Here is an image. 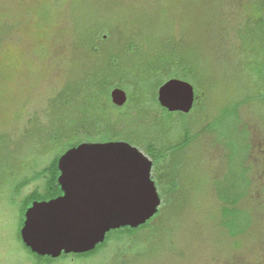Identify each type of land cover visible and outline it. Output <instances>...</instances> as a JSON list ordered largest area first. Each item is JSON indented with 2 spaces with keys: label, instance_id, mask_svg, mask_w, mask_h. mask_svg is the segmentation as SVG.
Wrapping results in <instances>:
<instances>
[{
  "label": "rangeland",
  "instance_id": "obj_1",
  "mask_svg": "<svg viewBox=\"0 0 264 264\" xmlns=\"http://www.w3.org/2000/svg\"><path fill=\"white\" fill-rule=\"evenodd\" d=\"M247 2L0 0V264H37L16 244L6 186L70 140L106 142L110 131L142 152L177 145L185 133L188 144L152 173L162 197L152 230L52 264H264V26L245 22ZM151 66L147 78L136 76ZM180 67L195 106L167 116L151 97L165 71ZM99 76L135 80L141 90L130 97L150 102L116 112L94 88ZM102 127L108 132L96 134ZM233 198L244 213L235 230H245L230 236L221 200Z\"/></svg>",
  "mask_w": 264,
  "mask_h": 264
},
{
  "label": "water",
  "instance_id": "obj_2",
  "mask_svg": "<svg viewBox=\"0 0 264 264\" xmlns=\"http://www.w3.org/2000/svg\"><path fill=\"white\" fill-rule=\"evenodd\" d=\"M109 95L117 107L127 99L120 88ZM194 98L192 84L180 78H169L156 90L158 105L168 112L188 113ZM57 168L62 194L34 201L19 230L22 243L36 255L91 251L107 232L142 225L160 205L151 160L125 141L82 142L58 157Z\"/></svg>",
  "mask_w": 264,
  "mask_h": 264
},
{
  "label": "trees",
  "instance_id": "obj_3",
  "mask_svg": "<svg viewBox=\"0 0 264 264\" xmlns=\"http://www.w3.org/2000/svg\"><path fill=\"white\" fill-rule=\"evenodd\" d=\"M246 4H247L246 6L248 7L247 9H249L250 12H249V14H247L245 16V18H246L245 22L247 24H251L253 26L252 28H254V27L259 28V27L264 26V0H254V1L248 0V2ZM170 65H173V64L167 63V65H165V67L168 68V67H170ZM178 69L180 70L178 73H176L174 71L172 72L171 71L172 69L165 71L166 74H168V76L163 81H161L157 84V86L153 92V96L151 97L152 102H150L149 99H147L145 97H138V95L135 97H133V95H132V97H130L129 92L131 93V91H136L137 93H135V94H138V91L141 90V86L137 85V82L135 80L130 81L128 79H120V78L118 79L117 76H115V78L109 80V79H106L104 76H101V77L99 76L98 80L95 81V83H94L95 87L94 86L93 87L95 89L96 88L99 90L101 89L102 92H105L104 93L106 95L105 98H106L108 103L111 102V101H109V99H110L109 94H110V91L114 87H120L123 90L128 92L127 104L123 108H119V107H117L111 103L112 108H114V110L116 112L120 113L121 110L127 108L128 107L127 105L131 104L130 101L131 102L135 101L137 104H138V102L140 104H141V102L144 104L150 102V104L151 103L154 104V106H156L159 110L166 112L167 116H169L170 114H172L174 112H168L167 110H165L164 108L160 107L157 104L155 92H156V89L158 88V86L169 78L175 77V78H180L183 80H185L186 78H189L188 75L190 73L186 69H184V68L182 69L181 67ZM150 70H152V66L148 67V68L140 67L136 70L135 74L139 79H142V78L145 79L149 76ZM142 74L144 76H142ZM143 89H144V87H143ZM193 89H194V87H193ZM194 95H195V98H194V103H193L192 109L195 106V100H196L195 90H194ZM178 113H180V112H178ZM79 129H80L79 126L76 125V128H74L73 130H70V132H71V134H75L79 131ZM84 130L85 131L82 133H84L86 136L91 135L88 133V131L92 132L89 128H85ZM113 130H115V129H113ZM100 131L108 132L105 127H102V128H98L96 134H98ZM110 134H111L110 136L102 138V140H104V141H124V139H122L120 136H117L115 131H110ZM186 134L187 133H185V137L177 145L161 146V148H157L154 146L153 143H148V145L146 147H142L144 154L152 162L151 177H152V173L156 174L157 171H159V166L161 165L163 160L168 157V155H170L172 153L174 154V153L180 151L181 149H183L188 144ZM131 141L136 146L140 145V144L137 145L136 140L135 141L131 140ZM69 142L63 151H61L58 154L56 153L45 166H43L38 171H35L30 178L26 179L25 181H23L22 183L19 184V187H20L21 185L26 184L27 182H29L31 180H36V179L41 178L43 176L46 178V187H47L46 192L42 193V194L37 193L36 191L33 192L32 200L41 199V198L49 200V199L55 198V197L59 196L60 194H62L60 187L58 185V182H57V177L59 175V171L57 168V159L64 151L82 143L83 141H81V140H78V141L70 140ZM125 142H127V141H125ZM132 146H134V145H132ZM152 179H153V177H152ZM171 190H173V189L170 188V191ZM158 195H160V194L158 193ZM221 202H222L223 206L221 208L220 225L228 232V234L230 236H235L240 231L241 232L244 231L245 228L242 230H239V231L235 230V228L237 227L239 218L241 217L242 214H244L242 212V210L238 209L236 206L239 202V198H233L230 200L225 199L223 201L221 200ZM160 204H161V202H160ZM28 205H30V202H28L27 206ZM25 210H26V207L23 208L22 212H24ZM159 212H160V205L157 209V212L149 220H147L142 225L137 226L136 228H130V227L125 226V227H120V228L115 229V230H110L109 232H107L105 234V237H104V240L102 243L97 244L93 250L88 251V252L83 253V254H78V256H85L88 258L92 254H94L95 252L105 249V247H107L108 242H110V241L121 242L124 240L131 239L133 237H136L138 234H140L143 231L147 230V232H149L150 230H152L151 222L157 217ZM21 226H22V223L19 224V227H21ZM51 261H52V259L47 258V262L51 263Z\"/></svg>",
  "mask_w": 264,
  "mask_h": 264
},
{
  "label": "flooded vegetation",
  "instance_id": "obj_4",
  "mask_svg": "<svg viewBox=\"0 0 264 264\" xmlns=\"http://www.w3.org/2000/svg\"><path fill=\"white\" fill-rule=\"evenodd\" d=\"M264 65V59H263V64L262 66ZM34 172L31 173L30 176H27L25 178H21L20 180H18V182H16V184H14L12 187H7L6 186V190H9V194H7V192L5 193L7 196L6 197V200L5 201H8V207L9 209L12 210V212L17 215V219L15 220V218L13 216H10L12 221H13V225H14V234H15V241H16V244L17 243H20L23 245V248H24V251L28 252L30 256H32V258H34V260L36 259V263L37 264H52L54 263L55 261L57 260H64L68 257H73L74 259H85L87 257L85 256H78V254H72V253H69V254H60L58 257L56 258H51L49 256H39V255H36L34 253H32L21 241V238H20V234H19V230L21 227H19V224L20 223H23V220H24V212H22L23 208L26 207V209L31 206V204L34 202V201H46V199L44 198H41V199H36V200H32V194L33 192H37V193H45L46 192V178L43 176L41 178H38L36 180H31L29 182H27L26 184H23L19 187V184L22 183L23 181H25L26 179L30 178L32 175H33ZM38 180H41V187H36V188H33L32 190H30L29 192H26V193H22L23 192V189L24 187H26L27 185L35 182V181H38ZM154 180V178H153ZM155 183V181H154ZM156 186V184H155ZM5 190V189H4ZM5 192V191H4ZM4 195V194H3ZM61 195V194H60ZM160 196V195H159ZM1 197V196H0ZM2 198V197H1ZM160 199L162 201V197L160 196ZM1 202V201H0ZM28 202H30V205L27 206ZM4 208V207H3ZM2 208V209H3ZM10 215V214H9ZM23 218V219H22ZM101 251H97L95 252L94 254L91 255L92 256H95L97 254H99ZM83 254V253H82ZM34 256V257H33ZM47 258H50L52 259L51 263L47 262ZM7 264V262H5ZM4 263V264H5Z\"/></svg>",
  "mask_w": 264,
  "mask_h": 264
}]
</instances>
